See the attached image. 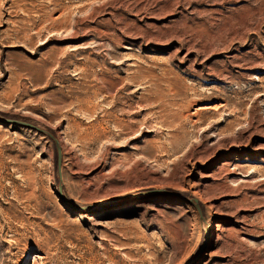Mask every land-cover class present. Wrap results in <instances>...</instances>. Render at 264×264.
Instances as JSON below:
<instances>
[{
	"label": "rangeland",
	"instance_id": "374dc122",
	"mask_svg": "<svg viewBox=\"0 0 264 264\" xmlns=\"http://www.w3.org/2000/svg\"><path fill=\"white\" fill-rule=\"evenodd\" d=\"M0 117V264H264V0H0Z\"/></svg>",
	"mask_w": 264,
	"mask_h": 264
},
{
	"label": "water",
	"instance_id": "95a60500",
	"mask_svg": "<svg viewBox=\"0 0 264 264\" xmlns=\"http://www.w3.org/2000/svg\"><path fill=\"white\" fill-rule=\"evenodd\" d=\"M0 123H3V124H7V123H13V124H19V125H26V126H30L36 130H39L41 132H45L48 134V132L34 126V125H31L30 123L28 122H25V121H22V120H15V119H9V118H2L0 117ZM50 136H52L51 134H49ZM53 137V136H52ZM55 141V147H56V152H57V162L59 161V145L58 143L56 142L55 139H53ZM197 206V204H195Z\"/></svg>",
	"mask_w": 264,
	"mask_h": 264
}]
</instances>
